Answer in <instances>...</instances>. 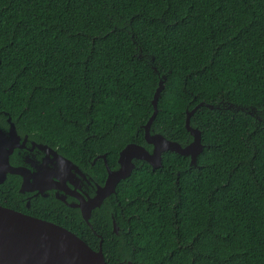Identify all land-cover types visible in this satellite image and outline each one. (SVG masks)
Masks as SVG:
<instances>
[{
	"label": "trees",
	"instance_id": "1",
	"mask_svg": "<svg viewBox=\"0 0 264 264\" xmlns=\"http://www.w3.org/2000/svg\"><path fill=\"white\" fill-rule=\"evenodd\" d=\"M159 75L154 132L185 146L187 112L211 105L189 122L203 149L192 167L135 162L112 197L118 233L108 208L95 226L105 263L264 264V0H0V125L80 165L149 147Z\"/></svg>",
	"mask_w": 264,
	"mask_h": 264
},
{
	"label": "water",
	"instance_id": "2",
	"mask_svg": "<svg viewBox=\"0 0 264 264\" xmlns=\"http://www.w3.org/2000/svg\"><path fill=\"white\" fill-rule=\"evenodd\" d=\"M164 79L165 75H159L158 86L151 101L153 113L143 125L145 142L152 149L131 143L119 152L118 169L108 172L105 185L97 190L96 196L87 206L81 207L84 221L89 220L90 210L98 207L106 196L114 193L117 183L131 174L135 167L134 161H145L152 169H156L162 164V154L170 151L189 157V167L196 164L203 145L200 131L190 126V117L200 106H213L200 103L187 112L185 128L190 135L188 144L181 146L166 139L152 128ZM24 138L28 139L29 136L20 134L10 117L6 119V125H0V186L5 184L8 174L22 176V169L10 166L9 156L14 149L21 148L19 141ZM112 227L118 233L115 223ZM101 242L99 248L94 250L77 234L64 227L0 205V264H106Z\"/></svg>",
	"mask_w": 264,
	"mask_h": 264
},
{
	"label": "flooded vegetation",
	"instance_id": "3",
	"mask_svg": "<svg viewBox=\"0 0 264 264\" xmlns=\"http://www.w3.org/2000/svg\"><path fill=\"white\" fill-rule=\"evenodd\" d=\"M19 143L22 146L13 150L9 156V164L13 168L22 169L23 174H8L5 184L0 188L14 177L17 181L16 195L5 194L1 197L3 204L0 205L54 224H57L55 221H66L65 219L73 225L81 223L85 230L79 225L75 226L76 231L57 225L77 236L78 232H82L87 238L99 237L101 241L95 226L105 215L107 208L110 209L108 214L111 217V225L115 223L116 226L115 212L111 209V204L119 182L114 193L106 196L98 207L90 210L88 221L83 220L81 207L87 206L96 196L97 190L105 185L108 172L118 169V158L113 167L108 165L106 154L88 157L87 162L80 165L58 152L56 148L33 138H24ZM146 149L151 150L152 146L149 145ZM97 160L102 161L103 170L95 168ZM0 192L3 191L0 189ZM116 229L118 231L119 227Z\"/></svg>",
	"mask_w": 264,
	"mask_h": 264
}]
</instances>
